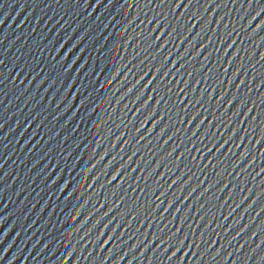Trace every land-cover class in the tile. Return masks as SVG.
<instances>
[{
	"label": "water",
	"instance_id": "95a60500",
	"mask_svg": "<svg viewBox=\"0 0 264 264\" xmlns=\"http://www.w3.org/2000/svg\"><path fill=\"white\" fill-rule=\"evenodd\" d=\"M0 264H264V0H0Z\"/></svg>",
	"mask_w": 264,
	"mask_h": 264
},
{
	"label": "snow or ice",
	"instance_id": "6c2138e0",
	"mask_svg": "<svg viewBox=\"0 0 264 264\" xmlns=\"http://www.w3.org/2000/svg\"><path fill=\"white\" fill-rule=\"evenodd\" d=\"M143 77H141V79H142ZM147 85H145V87H146ZM229 103H231V101H229ZM142 126V125H141ZM113 178H115V176H113ZM105 243H106V241H105ZM180 243H182V241H180Z\"/></svg>",
	"mask_w": 264,
	"mask_h": 264
}]
</instances>
